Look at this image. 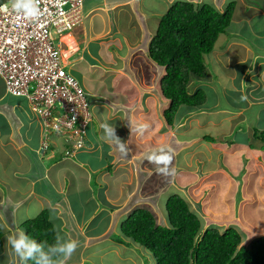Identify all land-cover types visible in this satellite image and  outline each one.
<instances>
[{
  "label": "crops",
  "instance_id": "1",
  "mask_svg": "<svg viewBox=\"0 0 264 264\" xmlns=\"http://www.w3.org/2000/svg\"><path fill=\"white\" fill-rule=\"evenodd\" d=\"M8 1L0 0V4ZM173 1L166 0L165 9L159 11L157 0H91L90 3L89 0H83V22L71 35L64 38L67 45L65 48H68L63 51L68 56L65 60L66 64L68 65V59L74 53L79 50L86 51L88 42H97L98 52L100 51V55H106L107 58L104 56L106 60L101 62V66L108 67L107 70L113 75V80L109 87L105 82L97 80V85H88L86 89L81 77L77 78V73V76L74 75L90 96L92 120L87 130L85 147L71 155L66 153L68 144L64 141L59 144L60 139L55 134L49 135V149L45 154L39 153L38 149L44 138L40 119L31 111L24 98L14 97L6 92L4 81L0 76V180L2 182L9 179L11 182L9 195L7 197L1 195L0 202L7 200L14 209L33 199L42 204L41 206L45 202L49 219L56 233L58 228L61 236L65 238H67L65 226L72 229L74 225L79 224V229L83 231L81 227L84 226L77 220L84 215L87 202L93 203L92 213L87 218L104 212L108 221L105 228L98 234L87 236L85 239H92L93 243L100 237L101 240L98 241L100 243L105 242L106 239V242L111 241L110 243L116 244L113 236L119 232V225L128 211L130 213L141 204H145L151 211L156 203L163 208L161 199L165 193L160 190V187L154 186L157 181L156 166L146 159L152 149L167 146L173 149L176 155L184 151L186 168L201 175L197 185L191 187V190L181 191L180 188H184V184L177 188L188 202H191L189 197L192 200H194L192 196L196 197L197 200H194L192 204L194 209L190 208L196 210L200 217L205 214L211 215L205 208L212 212L210 197L204 196L208 178L222 173L224 169L230 179L241 175L245 178L249 174L248 171L254 170L259 163L264 166L262 143L253 136L257 128L248 126L250 122L253 124L261 111L264 112V108L261 110L264 106V0H233L235 7L230 24L234 21L237 26L232 25L229 34L224 32L222 33L224 36L219 35L222 39L224 38L223 42L220 40L216 43L220 38L218 36L208 61L212 64L211 72H216V80L208 79V83L211 81L210 83L226 89L227 84L233 85L236 82L234 89L241 91L245 88L248 99L240 108L216 103L209 108H201L186 115L181 121L175 120L172 126L166 123L162 115L167 104V100L162 97L159 89L163 67L160 71L155 67L151 68L149 75L146 74V77L142 78L141 75H137V72L131 71L130 74L125 67L123 70L121 65H104L111 57L109 43H116L120 48L129 49L130 56H134L132 53H136L139 47L145 48V53H148V43L155 33L162 11L165 13ZM228 1L230 0H197L196 3L208 2L218 10H223ZM154 13L156 16L159 14V20L152 23L150 19ZM240 22L249 24L250 29H246L249 30L247 36L240 35L238 30ZM251 23L259 24V29H255ZM132 30L136 32V35L129 32ZM78 37L80 39H77ZM85 40H87L85 45L79 47L78 44ZM82 57L79 55L75 63L81 64ZM75 70L81 72L83 69L78 67ZM113 71H119L123 77L117 76ZM221 77H224L223 82ZM123 79H126L128 84L121 85ZM98 87L102 91L101 94L94 90ZM255 106L257 111L252 117L248 111ZM222 114L224 116H221ZM201 115L214 117V122L211 121L212 119H207L208 117H199ZM150 120L154 121L157 128L164 123L165 128L171 133L168 135L165 132L166 141L158 139V134L153 133V129L150 128L142 134L135 131L131 133L130 124L149 125ZM176 121L179 125H188L189 130L197 125L202 128L201 130L214 129L216 125L227 122L230 132L226 134L231 133L233 129L237 130L235 127L237 124L247 122L248 131L243 132L247 133V137L240 145L233 142L227 144L213 141L221 140V133L213 138L205 132L206 134L192 137H186L183 134L185 138L176 139L175 143L172 134ZM106 123L114 125L117 135L122 141L128 142L130 148L128 156L122 155L114 144L106 142L102 127ZM148 131H152V135L151 132L147 133ZM207 136H211L212 140H208ZM179 166L177 160L172 163L174 168ZM241 171L242 174L239 175ZM6 172L8 176L5 179L1 175ZM18 178L25 180L22 185L17 181L20 180ZM169 186H174L173 179L169 180ZM69 192L76 196L73 206L70 205ZM42 209L44 208L40 210ZM51 213H54L53 217ZM65 213L69 215L65 216ZM212 214L211 218L207 216L209 223L215 221L214 224L227 226L240 221L234 216L227 220L217 216L215 212ZM60 218L63 220L62 223ZM203 225H205L204 222ZM20 229L23 231L21 223L19 227L6 228L4 232L3 253L7 254L8 263L7 231L9 235H12L21 231ZM85 239L79 244L82 245Z\"/></svg>",
  "mask_w": 264,
  "mask_h": 264
},
{
  "label": "trees",
  "instance_id": "2",
  "mask_svg": "<svg viewBox=\"0 0 264 264\" xmlns=\"http://www.w3.org/2000/svg\"><path fill=\"white\" fill-rule=\"evenodd\" d=\"M234 7L233 0L223 10L208 2L174 0L161 15L148 43V58L163 67L159 89L167 100L162 111L167 124L174 125L181 105L196 111L203 107L205 92L201 88L190 91V83L192 79L216 80V72H211L212 64L206 57L213 51L218 36L229 27ZM253 136L264 149V130L255 129ZM165 210L168 222L160 224L150 209L134 208L119 225L121 236L116 234L113 239L142 246L155 264H264V234L247 246L237 222L223 229L217 223L204 226L197 211L179 194L166 199ZM21 227L30 238L46 246L55 241L57 233L46 208L23 221ZM3 236L0 227V254L4 250Z\"/></svg>",
  "mask_w": 264,
  "mask_h": 264
},
{
  "label": "rangeland",
  "instance_id": "3",
  "mask_svg": "<svg viewBox=\"0 0 264 264\" xmlns=\"http://www.w3.org/2000/svg\"><path fill=\"white\" fill-rule=\"evenodd\" d=\"M90 1L91 0H89V3ZM166 4H167L166 0H157V8L159 9V11H161V9L164 10L165 9L164 7H166L165 6ZM83 5H84V2H83ZM163 13L164 12L162 11V14ZM158 20H159V14L157 16L155 15V13L151 15L150 22L155 23V22H158ZM238 24L240 25V27L238 26L240 35L247 36L249 34L248 33L249 30H246V29H250L249 24H246V23L241 24V22ZM251 24L255 27V29H259V24L258 25L257 23H251ZM232 25L237 26L235 22L233 21L230 24V26L226 29L224 34L230 33ZM74 30H72V33L74 32ZM129 32H132L133 35H136V32L134 30L129 31ZM224 34L221 33L220 35L224 36ZM144 37L146 38L145 34H144ZM80 38L78 37L77 39H80ZM75 39H76V36H75ZM220 40L221 42H223L224 38L222 39V37H220L216 43H219ZM85 42H87V40L80 42L78 46L82 47L83 45H85ZM65 46L67 45H64L63 49L67 48V47L65 48ZM98 46L99 44H97V42H94V41L88 42L86 45L87 50L86 51L79 50L77 53H74L71 57H69L68 59L69 63L68 65H66V69L69 72H71L75 76H77L76 75L77 73L78 74L77 78L81 77L83 83L85 84L84 87L86 89L88 85H91V84L93 86L97 85L98 83L97 80L99 81L101 80L103 83L105 82L107 84V87H109L110 86L109 84H111L113 80V77H112L113 75L109 73L107 70L108 67L102 68L101 66V62L103 60H106L107 58H106V55H104L106 59L104 58L103 55H100V51L98 52V49H99ZM108 49H109V54L111 57L108 58L110 60L106 61V64H104L105 63L104 61L103 63L104 65H107V66L121 65V67H123V70L125 67L127 71L129 70L128 72L130 74H131V71H134L135 73L137 72L138 73L137 75L138 76L141 75L142 78L144 76L146 77V74L147 76L149 75L151 68L153 69L155 67L156 70H159V71H160V68H162L161 66L154 65L155 63H152L149 60V58H147L148 53H145V48L143 49L142 47H139L136 53L135 52L132 53V55L134 56H130V54L128 53L129 49L126 50L123 47L120 48V46H118L116 43H109ZM79 55L83 56L82 57L83 59H82V63L81 64L77 63L78 64L77 65L75 63V59ZM210 57H211V54L206 57L207 62L209 61ZM78 67H82L83 70H81V72L76 71L75 69ZM113 72H116L117 76L121 75L119 71L118 72L113 71ZM221 80L223 82L224 77H221ZM127 82L128 81H126V79H123L121 82V85L126 84ZM234 85H237V83L235 82L233 85L227 84L226 86L228 88L224 89L218 86L217 84L208 83L207 81H203V80L192 79L190 83V91H194L196 88L203 89L206 95V99H205L202 109L209 108L213 104H216V103L219 105L226 104L228 106L230 105L235 108H240L244 104V101L239 100L240 96L244 95L248 99V95L246 94L245 88L241 91L236 90L234 89L235 88ZM243 85H244V81H243ZM94 90H96V92H100V94L102 92L100 87L95 88ZM89 97L90 96L88 94V99ZM263 108L264 106H262L261 110H263ZM196 109H200V108H196ZM194 111L196 110L186 105H181L177 110L175 120L181 121L182 119H184L186 115L192 114V112ZM256 111H257V106L249 110L248 114L253 117V115L256 114ZM221 116H224V114H222ZM199 117L201 118L208 117L207 119H212L211 121L214 122L213 121L214 117L209 118L212 116L201 115ZM177 121L175 123L176 126L174 128V133L172 134L173 136L172 138L175 143L177 141L176 139L181 140V138H185L184 136H182L183 134H185L186 137H192L194 135L206 134L205 132H208V135H211L213 138L217 137L218 134L221 133L222 139L213 140V141L226 142L227 144L233 142L235 144L240 145L242 144L244 139H246L247 137V133H243L244 131L245 132L248 131L247 122L237 124L235 126L237 127V130L233 129L231 133L226 134V132H230L228 131L229 125L227 122H224L223 124H220V125H216L214 129L207 128V129L201 130L202 128H199V126L197 125V126H194V129L189 130L188 125H185V126L179 125ZM192 124L195 125V123H192ZM249 124L250 125L248 126H250L251 128H258L259 130H264V112L261 111L260 115L256 117V119L253 121V124L251 122ZM155 125L156 124L154 123V121L150 120L148 128H150L151 130L153 129V133L156 132L158 134V139H160L161 141H163L164 139V141H166L165 132H167L168 135H171V133H169L167 128H165L164 123L160 125L159 128H157ZM150 132L152 135V131H148L147 133H150ZM211 136H207V137H211ZM59 139L60 141L58 143L61 144V141L63 142L64 140L61 138ZM173 148H174V144H173ZM175 149H176V146H175ZM199 153L201 152L199 151ZM176 160L180 164V166L178 168L175 167L176 176L173 179L174 186H169V180H170L169 178H165L156 173L157 181H156V185L154 186L160 187V190L164 191L165 193V195H162V199H161V203L163 204L164 209L162 208L161 205L159 206V203H156V206H154V209H153L154 211L152 210V212L156 215L157 221L160 224H167L168 222L167 217H166V210H165V201L167 197L171 196L172 194H179L181 196L182 195L181 191H185L186 189L188 191L191 190L194 187V185H197L198 178L201 176V175L199 176L197 172H191L190 170L186 168L184 151L178 155L176 154L174 155L173 163ZM202 167L203 166L201 165L200 168L202 169ZM248 172H249L248 176L243 178L244 175L243 176L241 175L242 174V171H241L239 173V175L241 176L235 179H230L225 169L222 171V173L216 174L212 176L211 178H208V176H206L208 180L206 182L207 186L205 187V190H204L205 195L203 193L205 197L206 196L210 197L209 201H210L211 211L217 213V216H220L222 218H227V220H229L232 216H234L236 219H240V221H238L237 224H238V227L243 231L242 232L243 238L247 246L254 238L258 237L259 234H264V166L262 165V163H259L254 168V170H249ZM1 176L6 179V177L8 176V173L7 172L3 173ZM17 181L22 185V183L25 180L20 179ZM10 184L11 182L9 179L2 180V182L0 180V196L2 195L4 197H7L9 195V185ZM182 184H184V188H180L181 191H178L177 189L179 188L178 186H181ZM18 194L20 195V192ZM69 195H70V198H69L70 205L73 206L72 203L76 199V196H74L70 192H69ZM192 197L194 198V200H197L195 196H192ZM189 200H191V202H188L189 206L192 209H194L192 205L194 200H192L190 197H189ZM31 202L33 203L30 204L28 207H26ZM29 203H22L18 208L14 209L11 205H9V202L7 200L4 202H0V210H1L0 211L1 212L0 227L3 228L4 232L6 231V228L19 227V224L22 223L23 221L35 217L38 214L37 212L41 208H46L45 202L43 203V206H41L42 204L40 205V203L37 200L35 201L34 199L30 201ZM87 203H85L87 205L85 206L84 215L77 220L78 222L81 223L82 226H84V227H81L83 228V231L79 229V224L74 225L72 229L65 226V230H67L65 232V236L67 238L70 237V238L76 239L79 241V243L82 242L87 236H92L95 233L98 234V232H100L101 230L105 228L106 222L108 221L107 215H105L104 212L95 214L92 218H87V216L90 213H92L91 210H92V205H93V203H89V202ZM201 204H202V201H201ZM138 207L148 208L145 204H141ZM205 210L211 215L205 214L201 216L202 222L205 223L204 226L216 225L214 224L215 221H211L213 223L207 222L209 221L207 216H210L211 218L213 214L212 212H209L206 208ZM128 212H127V215L129 214ZM64 215L66 216L69 214L65 213ZM51 216L53 217L54 213L53 214L51 213ZM68 219H71V218H68ZM62 222L63 220L60 218V223ZM221 228L223 229L224 226H222ZM57 232H59V234L62 235L60 231L58 230V228H57ZM7 235L9 236V231H7ZM117 235L121 236L119 232H117ZM100 240L101 238L99 237L95 242L92 243V239H88V240L85 239L82 245L79 244V247L77 248L74 255L71 257V259L67 262V264H155V261L152 255L148 251H146V249H144L142 246L136 243L135 244L132 243L128 239H124V240L126 242L132 243L131 246L127 243L117 244L119 242H117L116 244H112L110 243L111 241L106 242L107 241L106 239H105V242L100 243L98 242ZM6 244H7L6 247L8 248V252H9V263L7 262L8 261L7 254L2 253L0 254V264H18V259L14 255L11 249V246L8 245L7 240H6Z\"/></svg>",
  "mask_w": 264,
  "mask_h": 264
},
{
  "label": "built area",
  "instance_id": "4",
  "mask_svg": "<svg viewBox=\"0 0 264 264\" xmlns=\"http://www.w3.org/2000/svg\"><path fill=\"white\" fill-rule=\"evenodd\" d=\"M39 6L40 18L30 21L10 0L0 4V76L6 92L24 98L40 119L39 153L45 154L55 134L71 155L85 147L92 120L88 93L66 69L63 52V39L83 22V0H39Z\"/></svg>",
  "mask_w": 264,
  "mask_h": 264
},
{
  "label": "clouds",
  "instance_id": "5",
  "mask_svg": "<svg viewBox=\"0 0 264 264\" xmlns=\"http://www.w3.org/2000/svg\"><path fill=\"white\" fill-rule=\"evenodd\" d=\"M189 2L196 3L197 0H189ZM10 6L14 11L22 13L30 21L38 20L41 16L39 0H10ZM239 100L245 101L247 97L241 95ZM102 127L106 142L114 144L122 155L128 156L130 152L128 142L122 141L117 135L114 125L106 123ZM148 127L149 125L146 123L139 125L130 124L131 133L135 131L142 134ZM56 130L59 131V129ZM174 155V151L170 147L160 146L152 149L147 154L146 159L149 163L156 166L158 175L171 180L176 176V169L172 167ZM7 243L17 257L18 264H27L28 261H33L34 264H67L79 247L78 240L70 237L65 238L59 232L55 236L54 243L47 246L30 238L24 231L9 235Z\"/></svg>",
  "mask_w": 264,
  "mask_h": 264
},
{
  "label": "bare ground",
  "instance_id": "6",
  "mask_svg": "<svg viewBox=\"0 0 264 264\" xmlns=\"http://www.w3.org/2000/svg\"><path fill=\"white\" fill-rule=\"evenodd\" d=\"M15 97V96H14Z\"/></svg>",
  "mask_w": 264,
  "mask_h": 264
}]
</instances>
